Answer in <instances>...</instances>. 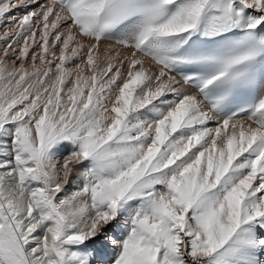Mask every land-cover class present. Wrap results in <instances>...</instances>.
Segmentation results:
<instances>
[{
  "label": "snow or ice",
  "instance_id": "obj_1",
  "mask_svg": "<svg viewBox=\"0 0 264 264\" xmlns=\"http://www.w3.org/2000/svg\"><path fill=\"white\" fill-rule=\"evenodd\" d=\"M0 26V264H264V0Z\"/></svg>",
  "mask_w": 264,
  "mask_h": 264
},
{
  "label": "bare ground",
  "instance_id": "obj_2",
  "mask_svg": "<svg viewBox=\"0 0 264 264\" xmlns=\"http://www.w3.org/2000/svg\"><path fill=\"white\" fill-rule=\"evenodd\" d=\"M4 30V26H0V32Z\"/></svg>",
  "mask_w": 264,
  "mask_h": 264
}]
</instances>
